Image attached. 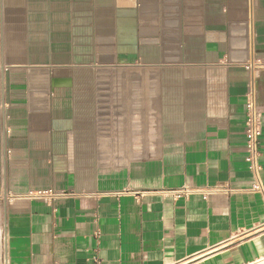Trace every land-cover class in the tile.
<instances>
[{
  "label": "crops",
  "instance_id": "1",
  "mask_svg": "<svg viewBox=\"0 0 264 264\" xmlns=\"http://www.w3.org/2000/svg\"><path fill=\"white\" fill-rule=\"evenodd\" d=\"M251 83L264 186V0H0V264L264 262Z\"/></svg>",
  "mask_w": 264,
  "mask_h": 264
},
{
  "label": "built area",
  "instance_id": "2",
  "mask_svg": "<svg viewBox=\"0 0 264 264\" xmlns=\"http://www.w3.org/2000/svg\"><path fill=\"white\" fill-rule=\"evenodd\" d=\"M252 67L249 66V68ZM246 122H245V137H246V163L249 165L250 170L254 174V184L246 190L247 192L254 194H263L264 195V186L261 178V164H260V143L263 135L262 129V113L258 106L256 89L251 83L248 87L246 94ZM6 119V118H5ZM10 129L6 126L4 127V135L1 139L2 152L0 153V163L6 160L10 156V152L6 148V140L10 136ZM238 189L231 187L224 188H191L185 186L177 190L166 191L165 194L172 197L174 200L180 198H189L193 195H200L205 200L210 196L216 194H223L226 196H231L238 193ZM68 194L63 192H58L53 189L49 190H40L38 192L29 194V198L37 199L45 203H52L55 200L66 197Z\"/></svg>",
  "mask_w": 264,
  "mask_h": 264
},
{
  "label": "rangeland",
  "instance_id": "3",
  "mask_svg": "<svg viewBox=\"0 0 264 264\" xmlns=\"http://www.w3.org/2000/svg\"><path fill=\"white\" fill-rule=\"evenodd\" d=\"M120 32H122V35H124V31L123 30H119V29H111L110 31L107 32L109 34V36H110V39H111L112 52H117ZM101 36H102V30L95 29V38H96V43L98 45L102 42V40L100 39ZM115 62L116 61H114V63ZM258 264H264V262H261V263H258Z\"/></svg>",
  "mask_w": 264,
  "mask_h": 264
},
{
  "label": "flooded vegetation",
  "instance_id": "4",
  "mask_svg": "<svg viewBox=\"0 0 264 264\" xmlns=\"http://www.w3.org/2000/svg\"><path fill=\"white\" fill-rule=\"evenodd\" d=\"M123 60H124V58H123ZM123 63H124V61H122Z\"/></svg>",
  "mask_w": 264,
  "mask_h": 264
},
{
  "label": "bare ground",
  "instance_id": "5",
  "mask_svg": "<svg viewBox=\"0 0 264 264\" xmlns=\"http://www.w3.org/2000/svg\"><path fill=\"white\" fill-rule=\"evenodd\" d=\"M108 57V56H107Z\"/></svg>",
  "mask_w": 264,
  "mask_h": 264
}]
</instances>
